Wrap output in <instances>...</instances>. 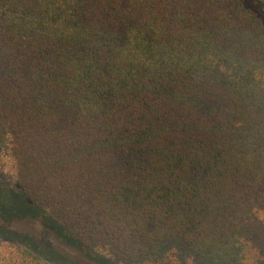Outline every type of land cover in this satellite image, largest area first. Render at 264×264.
I'll use <instances>...</instances> for the list:
<instances>
[{"label":"trees","instance_id":"trees-1","mask_svg":"<svg viewBox=\"0 0 264 264\" xmlns=\"http://www.w3.org/2000/svg\"><path fill=\"white\" fill-rule=\"evenodd\" d=\"M0 172L87 262L264 264V26L239 0H0Z\"/></svg>","mask_w":264,"mask_h":264},{"label":"rangeland","instance_id":"rangeland-1","mask_svg":"<svg viewBox=\"0 0 264 264\" xmlns=\"http://www.w3.org/2000/svg\"><path fill=\"white\" fill-rule=\"evenodd\" d=\"M239 1L246 10L253 12L264 26V11L261 6L254 0ZM1 198L9 199L11 208H5L0 201V243L16 242L21 246L38 251L42 255H48L54 263L65 259L68 264L90 263L83 258V254H80L52 232L46 230L39 221L30 215V211L25 208L24 197L6 172H0ZM165 264L174 263L168 262Z\"/></svg>","mask_w":264,"mask_h":264}]
</instances>
